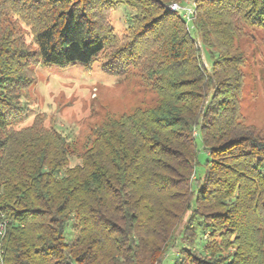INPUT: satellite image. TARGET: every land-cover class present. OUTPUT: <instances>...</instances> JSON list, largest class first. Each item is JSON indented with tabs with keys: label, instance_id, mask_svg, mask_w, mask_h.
Listing matches in <instances>:
<instances>
[{
	"label": "trees",
	"instance_id": "trees-1",
	"mask_svg": "<svg viewBox=\"0 0 264 264\" xmlns=\"http://www.w3.org/2000/svg\"><path fill=\"white\" fill-rule=\"evenodd\" d=\"M181 1L0 0V264H264V130L240 114L234 47L241 27L264 32V0H194L191 30L169 9ZM115 5L135 11L122 37L107 21ZM8 14L34 52L1 27ZM101 53L107 74L139 68L154 104L82 145L37 119L11 127L32 61L88 66ZM196 138L206 158L191 186Z\"/></svg>",
	"mask_w": 264,
	"mask_h": 264
},
{
	"label": "rangeland",
	"instance_id": "rangeland-1",
	"mask_svg": "<svg viewBox=\"0 0 264 264\" xmlns=\"http://www.w3.org/2000/svg\"><path fill=\"white\" fill-rule=\"evenodd\" d=\"M192 2L193 0H182L177 4L190 5L191 8ZM134 16L133 9L115 5L108 12L107 21L115 34L122 37L127 34ZM192 22L187 24L190 30L193 29ZM1 27L23 42L28 51L34 52L30 28L15 15L2 16ZM191 33L200 49L201 60L208 68L210 61L206 51L200 47L199 36L194 31ZM234 47L242 54L244 60L241 67L244 77L239 99L240 114L246 125L256 130H264V32L243 26L239 37L234 41ZM104 54H99L88 66L74 64L59 68L32 61L30 64L32 83L21 92V100L26 107L11 127L19 130L30 126L34 119H37L43 128H54L67 139L82 145L92 136L94 128L107 119H117L122 114L153 105L156 95L142 83L141 70L130 67L125 75L107 74L101 68ZM195 142L199 165L195 167L190 177L191 186L200 181L198 178L204 172L203 162L206 158L200 139L196 138ZM77 163L78 160L72 158L68 166L72 167ZM187 214L173 236L176 244L168 253V258L171 253L174 256L178 255L176 254L179 246L178 234ZM208 239L209 237L205 235L204 240Z\"/></svg>",
	"mask_w": 264,
	"mask_h": 264
},
{
	"label": "bare ground",
	"instance_id": "bare-ground-1",
	"mask_svg": "<svg viewBox=\"0 0 264 264\" xmlns=\"http://www.w3.org/2000/svg\"><path fill=\"white\" fill-rule=\"evenodd\" d=\"M174 6H178V4H177V3H172V2H171V4L169 5V9H170L171 11H173L174 13H176V15L180 16L181 19H182L186 24H189V23H191V22L194 20V19H193V18H194V10H195V9L193 8V7H195L194 4H193V6L190 8L191 16H192V21L187 19L184 10H180V9H178V8H175ZM2 225H3V224H0V229L2 228ZM1 247H2V234H1V236H0V250H1ZM1 252H2V250H1Z\"/></svg>",
	"mask_w": 264,
	"mask_h": 264
},
{
	"label": "built area",
	"instance_id": "built-area-1",
	"mask_svg": "<svg viewBox=\"0 0 264 264\" xmlns=\"http://www.w3.org/2000/svg\"><path fill=\"white\" fill-rule=\"evenodd\" d=\"M191 4H194V0H193V2ZM174 7L178 8L180 10H184L187 19L192 21L190 5H186V6L178 5V6H174ZM192 24H193V22H192ZM2 233H3V225H2V228L0 229V236H1ZM0 262H1V250H0Z\"/></svg>",
	"mask_w": 264,
	"mask_h": 264
}]
</instances>
